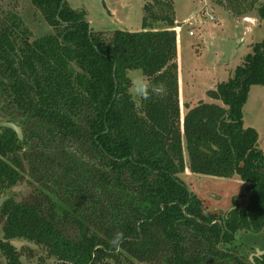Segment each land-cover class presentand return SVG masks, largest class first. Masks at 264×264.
<instances>
[{"label":"trees","instance_id":"16d2710c","mask_svg":"<svg viewBox=\"0 0 264 264\" xmlns=\"http://www.w3.org/2000/svg\"><path fill=\"white\" fill-rule=\"evenodd\" d=\"M62 2L31 0L54 30L34 40L0 6V118L24 135L0 127V194L32 188L0 208V259L24 264L19 240L46 252L40 264H264V153L244 124L251 89L264 86V40L182 121L173 0L146 4L142 31L110 36L90 35L86 16ZM219 4L264 21V0ZM131 68L163 82V98L135 105ZM187 170L239 179L244 201L211 211L180 179Z\"/></svg>","mask_w":264,"mask_h":264},{"label":"rangeland","instance_id":"374dc122","mask_svg":"<svg viewBox=\"0 0 264 264\" xmlns=\"http://www.w3.org/2000/svg\"><path fill=\"white\" fill-rule=\"evenodd\" d=\"M151 1L67 0L73 10L86 16L96 32H103L107 36L117 30L142 31L143 17L146 15L143 9ZM220 1L173 0L175 31L178 34L177 63L182 121L187 113L186 105L194 107L200 102H211L207 93L229 81L245 58L252 53V46L264 40V21L256 11L236 17L228 8L220 5ZM0 6L18 15L32 33V40L54 33L35 11L31 0H0ZM164 26L166 25L160 22L155 23L153 28L162 29ZM2 119L4 118H0V121ZM244 124L245 128H253L258 132L259 148L264 153V86L251 89L244 108ZM185 160L188 163L186 153ZM180 179L204 200L211 211L222 215L232 208L234 199L243 202L246 194L245 184L237 178L222 180L192 175L187 170ZM31 194V186L24 181L12 189L7 197L21 203ZM5 197L0 194V201ZM4 223L0 218V240L4 239ZM11 243L21 254L24 264H40L43 260H48L46 252L32 243L19 240ZM5 262V259H0V264ZM48 263L51 264L52 260L49 259Z\"/></svg>","mask_w":264,"mask_h":264},{"label":"clouds","instance_id":"9594fccd","mask_svg":"<svg viewBox=\"0 0 264 264\" xmlns=\"http://www.w3.org/2000/svg\"><path fill=\"white\" fill-rule=\"evenodd\" d=\"M126 79L128 81L127 91L131 101L139 106L144 101H150L152 98H163L166 89L163 82L155 83L148 76H146L142 69L131 68L126 72ZM121 234L117 235L120 239Z\"/></svg>","mask_w":264,"mask_h":264},{"label":"water","instance_id":"95a60500","mask_svg":"<svg viewBox=\"0 0 264 264\" xmlns=\"http://www.w3.org/2000/svg\"><path fill=\"white\" fill-rule=\"evenodd\" d=\"M67 0H63L62 5H61V10L63 9L65 3ZM86 23L89 25V34L91 35L94 28L92 24L86 20ZM182 24H178V26H181ZM0 127L3 129H9L12 130L14 133H16L19 142H22L24 140V135H23V130L21 128L20 122H9V121H3L0 123ZM9 200V197H5L0 201V208L3 206V204ZM264 252L257 251V256H262ZM250 260L253 262V256H251Z\"/></svg>","mask_w":264,"mask_h":264},{"label":"flooded vegetation","instance_id":"af4514ba","mask_svg":"<svg viewBox=\"0 0 264 264\" xmlns=\"http://www.w3.org/2000/svg\"><path fill=\"white\" fill-rule=\"evenodd\" d=\"M6 121H9V120H6ZM3 122V121H2ZM10 122V121H9ZM258 251V250H257ZM260 251V250H259ZM262 252V251H261Z\"/></svg>","mask_w":264,"mask_h":264},{"label":"crops","instance_id":"0c3cea01","mask_svg":"<svg viewBox=\"0 0 264 264\" xmlns=\"http://www.w3.org/2000/svg\"><path fill=\"white\" fill-rule=\"evenodd\" d=\"M139 32V31H138ZM181 93V92H180Z\"/></svg>","mask_w":264,"mask_h":264},{"label":"built area","instance_id":"2783aa9c","mask_svg":"<svg viewBox=\"0 0 264 264\" xmlns=\"http://www.w3.org/2000/svg\"><path fill=\"white\" fill-rule=\"evenodd\" d=\"M192 35V34H191Z\"/></svg>","mask_w":264,"mask_h":264}]
</instances>
